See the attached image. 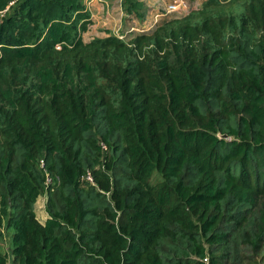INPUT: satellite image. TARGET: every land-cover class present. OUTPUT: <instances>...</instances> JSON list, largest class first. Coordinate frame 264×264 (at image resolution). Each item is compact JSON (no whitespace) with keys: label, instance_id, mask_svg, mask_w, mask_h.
Returning <instances> with one entry per match:
<instances>
[{"label":"trees","instance_id":"trees-1","mask_svg":"<svg viewBox=\"0 0 264 264\" xmlns=\"http://www.w3.org/2000/svg\"><path fill=\"white\" fill-rule=\"evenodd\" d=\"M84 1L0 0V264H264V0L88 43Z\"/></svg>","mask_w":264,"mask_h":264},{"label":"rangeland","instance_id":"rangeland-1","mask_svg":"<svg viewBox=\"0 0 264 264\" xmlns=\"http://www.w3.org/2000/svg\"><path fill=\"white\" fill-rule=\"evenodd\" d=\"M89 1L91 0H86L84 2L86 8L89 5H87L89 3ZM95 3H97L99 0H93ZM97 1V2H96ZM118 1V5L117 3L114 4H110L108 6V9L110 10V14L113 16V18L115 20L117 19V14H116V9H119V0ZM188 4H189V9L187 12H184L181 16L178 17L179 20H190L191 22H198L202 19H204L206 17V13H205V8H204V4L206 0H187ZM241 0H228L225 2H222L221 7L217 8L216 11H220V12H235V11H240L241 10V6L239 4H241L240 2ZM94 3V4H95ZM143 3L145 4V9H146V16L144 18L143 22H139L135 25L136 29H139L141 32H132L130 35L127 36V39L129 40H134L135 36L144 34V33H148V34H152L155 31H157L158 25L163 22L164 18L159 19L156 22L155 19V15L159 14L160 12H162V8H164V5L169 4V0H165L162 1L160 0H143ZM100 5V2L98 3ZM166 7V6H165ZM93 8V6H92ZM105 9H102L104 11V15L106 14L107 11V5L104 6ZM204 8V9H203ZM102 16V15H100ZM124 16V15H123ZM94 18V17H93ZM110 17L108 15L105 16L103 18V21L105 23H107L106 25H104L103 23L98 24L97 22H95L96 20L91 19V16L89 18L90 20V24L88 26V30L84 33L83 37L85 42H90L93 39H97V38H105L108 36V34H114L115 35H123L124 32H126L127 30H124V28H122L123 31H120V29H116L115 30V26L114 24H110V21L108 20ZM173 17L170 16L168 18H166V20H173ZM128 20V18H127ZM99 25V26H98ZM128 26V25H127ZM114 27V29H112ZM90 30V31H89ZM115 30V31H114ZM142 30H145L142 32ZM89 31V33H88ZM105 32H110V33H106V35H103ZM129 32V31H128ZM45 196V195H44ZM44 196L41 197V199H44ZM42 203V200H41Z\"/></svg>","mask_w":264,"mask_h":264},{"label":"crops","instance_id":"crops-1","mask_svg":"<svg viewBox=\"0 0 264 264\" xmlns=\"http://www.w3.org/2000/svg\"><path fill=\"white\" fill-rule=\"evenodd\" d=\"M139 1H141L143 3V0H139ZM162 1L165 2V0H162ZM99 2H100V5L98 4ZM159 2H160V0H159ZM169 2H170L169 4H171L173 2V0H169ZM94 3H95L94 1H89V3L87 5H89V7H91V8H88V6H87L86 9H87L88 13L90 14L91 19H93V21L95 19L96 20L95 22H97L98 24L103 23L104 25H106L107 23H105L103 21V18L105 16H107V18H108V15L110 17L108 20L110 21V24L111 25L114 24L115 30L118 28V29H120V31H123L122 28H124V30L129 31L131 28L135 27V25L138 23V20H136V19L127 20L128 16L124 13L123 9L120 8V5H119V9H116V11H117L116 14H117V19L118 20H115L113 18V16L110 14V10L108 9V6L111 3L112 4L117 3V5H118V1L99 0L97 3H95V4ZM169 4H167V5H169ZM105 5H107V11H106V14L104 15V11L102 9H105L104 8ZM167 5H164V7L167 6ZM92 6H93V8H92ZM144 7H145V4H144ZM162 10H163V8H162ZM100 15H102V16H100ZM157 15H155V17ZM112 29H114V27ZM89 31H88V33H89ZM106 33L108 34L110 32H105L103 35H106ZM114 34H115V32H114ZM41 200H42V203H41ZM47 200H48V197H47V195H45L44 196V199L39 198V200L37 201V204L35 206V211H36L37 219L40 222V224H42V225H44L46 223V221L48 220V218H49V215H48L47 210H46ZM1 246L3 247V249L5 251H7V252L9 251V253H10L8 237L5 238L2 241Z\"/></svg>","mask_w":264,"mask_h":264},{"label":"built area","instance_id":"built-area-1","mask_svg":"<svg viewBox=\"0 0 264 264\" xmlns=\"http://www.w3.org/2000/svg\"><path fill=\"white\" fill-rule=\"evenodd\" d=\"M93 1V0H91ZM121 1L119 0L120 3V8L122 9V5H121ZM189 9V4L187 0H173V2L169 5H167L166 7L163 8L162 12L160 14H158L155 19L156 22L161 19L162 17L171 14V13H179V14H183L184 12H187ZM8 10H5L3 12L0 13L1 17H4L6 15ZM145 30H142V32ZM130 32H141L139 29H136V27H133L130 29ZM117 35V34H116ZM121 40H125L127 38V34L123 33V35H117ZM41 167L44 168V163L43 161L41 162ZM87 180H89L91 183H94L93 181V176L91 173L87 174ZM55 184L53 178H51L49 175H47V179H46V185L47 187L53 186ZM7 264H13L12 263V259H10Z\"/></svg>","mask_w":264,"mask_h":264},{"label":"water","instance_id":"water-1","mask_svg":"<svg viewBox=\"0 0 264 264\" xmlns=\"http://www.w3.org/2000/svg\"><path fill=\"white\" fill-rule=\"evenodd\" d=\"M223 138H226L227 139L228 137L227 136H223Z\"/></svg>","mask_w":264,"mask_h":264}]
</instances>
